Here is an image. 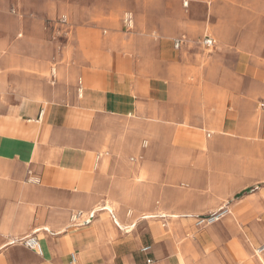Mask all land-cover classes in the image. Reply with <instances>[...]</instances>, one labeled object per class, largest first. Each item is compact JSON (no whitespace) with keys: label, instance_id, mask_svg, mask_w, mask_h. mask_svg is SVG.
Listing matches in <instances>:
<instances>
[{"label":"crops","instance_id":"1","mask_svg":"<svg viewBox=\"0 0 264 264\" xmlns=\"http://www.w3.org/2000/svg\"><path fill=\"white\" fill-rule=\"evenodd\" d=\"M263 245L264 0H0V264Z\"/></svg>","mask_w":264,"mask_h":264},{"label":"built area","instance_id":"2","mask_svg":"<svg viewBox=\"0 0 264 264\" xmlns=\"http://www.w3.org/2000/svg\"><path fill=\"white\" fill-rule=\"evenodd\" d=\"M125 22L129 24V22H130L129 18H127ZM181 44H182V41H177V42H176V47L179 48V47L181 46ZM203 44L206 46L207 49H212V48H214V46H215V41H214V39H212V38H210V37H206V38L203 40ZM222 214H223V211H222V212L220 211V212H218V213H216V214H214V215H211V216H209V217H207V218H202V219H200V220L198 221V224H199V225H202V224H204V223L212 224V223L218 221V220L221 218ZM82 216H83L82 213H77V214H75V215L73 216V220H74V221H78ZM87 218H88V219H87V220H88L87 222L90 223V222L95 218V212H91V213H89V214L87 215ZM22 243H23L25 246H27V247H29V248H31V249H34V250L37 251L39 254L42 253V248H41V245H40L39 239H38L37 237H34V236H33V237H28V238L24 239V240L22 241ZM148 250H149V247L145 248L143 251L146 252V251H148ZM263 252H264V245L261 246V247L257 250V253H258V254H262ZM73 260H75V257H74V256H73ZM148 262L150 263V261H148Z\"/></svg>","mask_w":264,"mask_h":264},{"label":"bare ground","instance_id":"3","mask_svg":"<svg viewBox=\"0 0 264 264\" xmlns=\"http://www.w3.org/2000/svg\"><path fill=\"white\" fill-rule=\"evenodd\" d=\"M108 209H110L111 210V208L110 207H107ZM99 210V209H98ZM113 212V211H112Z\"/></svg>","mask_w":264,"mask_h":264}]
</instances>
